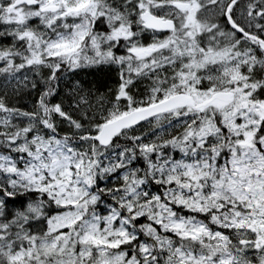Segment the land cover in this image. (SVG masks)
<instances>
[{
  "label": "snow or ice",
  "instance_id": "obj_1",
  "mask_svg": "<svg viewBox=\"0 0 264 264\" xmlns=\"http://www.w3.org/2000/svg\"><path fill=\"white\" fill-rule=\"evenodd\" d=\"M0 264H264V0H0Z\"/></svg>",
  "mask_w": 264,
  "mask_h": 264
},
{
  "label": "trees",
  "instance_id": "obj_2",
  "mask_svg": "<svg viewBox=\"0 0 264 264\" xmlns=\"http://www.w3.org/2000/svg\"><path fill=\"white\" fill-rule=\"evenodd\" d=\"M0 88H2V84H0Z\"/></svg>",
  "mask_w": 264,
  "mask_h": 264
}]
</instances>
